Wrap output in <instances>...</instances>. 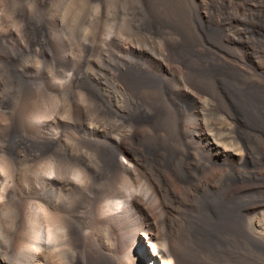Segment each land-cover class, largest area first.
<instances>
[{"label":"rangeland","instance_id":"obj_1","mask_svg":"<svg viewBox=\"0 0 264 264\" xmlns=\"http://www.w3.org/2000/svg\"><path fill=\"white\" fill-rule=\"evenodd\" d=\"M203 1L0 0V146L18 158L17 171L9 179V185L16 188L12 189L16 201L13 207L0 209V248H7L5 241L17 217L29 228L47 230L40 210L51 196L50 171L79 170L72 154L87 153L96 169L90 185L64 196L71 216L91 226L95 216L94 190L111 192L126 187L116 176L117 168L108 162L105 152L110 149L103 147L100 139H91L85 130L84 124L92 121V115L79 112L90 105L82 97L93 89L99 90L91 79L94 72L104 76L108 86L123 87V94L128 95V117L133 118H126V124L140 131L135 140L155 166L163 159L174 158L175 142L189 140L196 124L194 102L177 91L181 81L204 83L219 107L237 111V131H244L247 140L255 143L252 154L236 170L237 179L230 180L251 185L238 205L245 208L264 202V190L256 186L264 177L253 173L255 166L264 163V152L258 145L264 143V86L217 60L213 49L232 51L224 41L223 24L236 14L240 16L242 4ZM155 58L173 60L182 71L167 74L159 70ZM141 65L147 66V71ZM53 132L62 133L61 141L53 137ZM233 135L227 140H239L237 134ZM234 207L233 200H224L217 219L219 229L235 228ZM236 242L243 256L241 264H264V248L250 237L247 225Z\"/></svg>","mask_w":264,"mask_h":264},{"label":"bare ground","instance_id":"obj_2","mask_svg":"<svg viewBox=\"0 0 264 264\" xmlns=\"http://www.w3.org/2000/svg\"><path fill=\"white\" fill-rule=\"evenodd\" d=\"M230 1L242 4L240 16L236 14L223 24L224 41L232 51L224 52L213 47L216 58L249 81L264 86V0ZM170 61L154 59L159 70L177 75L178 69L182 68ZM140 68L146 70L147 66L141 65ZM103 78L97 72L91 76L99 90L95 92L93 89L82 97L90 105L79 112L92 115V121L84 124L85 130L91 139H100V144L110 149L104 151L108 162L117 168L116 176L127 184L126 187H117L111 192L94 190L92 210L95 216L91 226L71 216L64 196L90 185L96 169L91 157H86L87 153L86 156L72 154L79 170L71 173L63 169L50 171L51 196L40 210L46 218L47 230L46 227L29 228L17 217L11 235L5 241L7 248H0V264H241L242 255L236 240L246 225L250 237L264 248V202L257 201L241 208L238 205L240 198L251 185L234 179L230 181L231 177L237 179L236 170L252 154L255 146L253 140H247L244 131H237L240 119L235 114L237 111L219 107L216 97L204 83L182 80L177 91L194 102L196 124L189 140L175 142L174 158L163 159L155 166V161L135 140L140 131L126 124V118H129L128 95L125 97L122 86L116 82L108 86ZM233 134H237L239 140H227ZM52 135L61 141L62 133L53 132ZM258 145L264 152V143ZM0 149V209L3 210L13 207L16 201L12 190L16 188L9 185V179L17 171L18 158L3 146ZM253 169V173L264 177V163ZM256 186L264 190V181ZM228 198L235 202V228L228 227L223 231L218 228L217 219L224 200Z\"/></svg>","mask_w":264,"mask_h":264}]
</instances>
